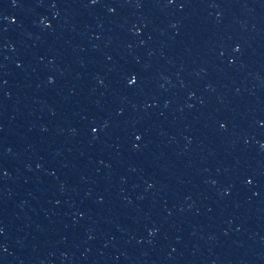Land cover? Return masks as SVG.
<instances>
[{
	"label": "water",
	"instance_id": "water-1",
	"mask_svg": "<svg viewBox=\"0 0 264 264\" xmlns=\"http://www.w3.org/2000/svg\"><path fill=\"white\" fill-rule=\"evenodd\" d=\"M0 264H264V0H102L3 77Z\"/></svg>",
	"mask_w": 264,
	"mask_h": 264
}]
</instances>
